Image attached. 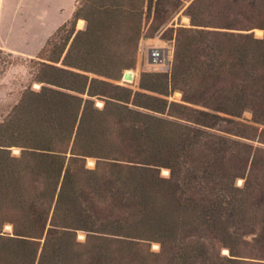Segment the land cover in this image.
Segmentation results:
<instances>
[{"label": "trees", "instance_id": "obj_1", "mask_svg": "<svg viewBox=\"0 0 264 264\" xmlns=\"http://www.w3.org/2000/svg\"><path fill=\"white\" fill-rule=\"evenodd\" d=\"M183 7L169 71L116 85ZM31 62L0 122V264H264V0H77Z\"/></svg>", "mask_w": 264, "mask_h": 264}, {"label": "rangeland", "instance_id": "obj_2", "mask_svg": "<svg viewBox=\"0 0 264 264\" xmlns=\"http://www.w3.org/2000/svg\"><path fill=\"white\" fill-rule=\"evenodd\" d=\"M186 5V4H185ZM184 5V6H185ZM185 7L180 9L176 15H174L173 19L167 24L166 27L161 28L159 31H157L152 37L148 38L146 36H142L138 43V51L135 59L134 66L130 69L123 70L121 72L119 80L115 81L116 85L126 87L131 89L132 91H138V83L139 78L142 73H166L169 71L170 64L173 57V40H169L167 38L168 33H164L165 29L168 27H188L189 26V19L183 14V10ZM185 17L188 20H185ZM82 23H79L78 21L75 24V30H82L85 27V22L83 20ZM150 21L146 24H144V34L147 32V29L149 27ZM65 35V33H63ZM256 37H261V34H257V31H255ZM155 47H161L165 49V51L170 50V55L168 59V63L165 66L161 67H150L147 65V55L149 50ZM4 50V49H2ZM6 51V50H4ZM7 52V51H6ZM9 53V52H8ZM11 54V53H10ZM36 61V56L31 58H25L22 56H17L12 54V65H10L2 75H0V122L2 119L9 113L11 108L18 102L21 94L23 91H25L30 85L33 90H37L39 88V85L36 83H31V72L33 64L31 61ZM126 71H132L134 72V79L133 81H128L123 79V73ZM170 101L179 102L181 99V94L179 92H174L171 97L168 98ZM95 104L98 107L102 106V102L98 99L95 100ZM241 119L244 120H250L251 114L249 112L243 113ZM253 144L254 147H263L259 145L257 142L250 143ZM264 148V147H263ZM13 153H18L17 149H13ZM92 163H89V162ZM87 168H93L94 167V160L88 159L86 162ZM166 170V169H162ZM161 170V176L168 177L169 171H167L166 174H164ZM242 180H237V185H241ZM7 228V227H6ZM5 232H10L8 229L4 228ZM11 233V232H10ZM78 240L83 241L84 235L78 234ZM154 245H157V248L154 247ZM151 251L152 252H158L159 251V245L158 244H152L151 245ZM222 254H227L223 252Z\"/></svg>", "mask_w": 264, "mask_h": 264}, {"label": "crops", "instance_id": "obj_3", "mask_svg": "<svg viewBox=\"0 0 264 264\" xmlns=\"http://www.w3.org/2000/svg\"><path fill=\"white\" fill-rule=\"evenodd\" d=\"M77 0H0V48L31 58L70 21ZM79 22V21H78Z\"/></svg>", "mask_w": 264, "mask_h": 264}, {"label": "built area", "instance_id": "obj_4", "mask_svg": "<svg viewBox=\"0 0 264 264\" xmlns=\"http://www.w3.org/2000/svg\"><path fill=\"white\" fill-rule=\"evenodd\" d=\"M170 50L165 51L161 47H155L149 50L147 55V65L150 67H161L168 63Z\"/></svg>", "mask_w": 264, "mask_h": 264}, {"label": "water", "instance_id": "obj_5", "mask_svg": "<svg viewBox=\"0 0 264 264\" xmlns=\"http://www.w3.org/2000/svg\"><path fill=\"white\" fill-rule=\"evenodd\" d=\"M123 79L124 80H128V81H133L134 79V75L132 71H126L123 73ZM8 227V228H6ZM5 229H8L11 232V227L10 226H6Z\"/></svg>", "mask_w": 264, "mask_h": 264}, {"label": "bare ground", "instance_id": "obj_6", "mask_svg": "<svg viewBox=\"0 0 264 264\" xmlns=\"http://www.w3.org/2000/svg\"><path fill=\"white\" fill-rule=\"evenodd\" d=\"M185 20H188L186 17H185ZM79 23H82V21H79ZM257 34H261V32L260 31H257ZM134 73V72H133ZM89 163H92L91 161L89 162ZM162 172L164 173V174H166L167 173V171L166 170H162ZM8 228V227H7ZM154 247H156L157 248V245H154Z\"/></svg>", "mask_w": 264, "mask_h": 264}]
</instances>
